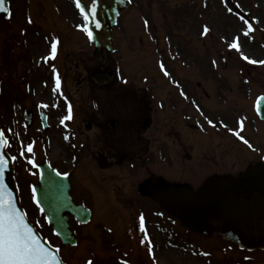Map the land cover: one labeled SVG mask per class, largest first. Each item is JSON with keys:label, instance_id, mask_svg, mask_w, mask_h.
Here are the masks:
<instances>
[{"label": "rangeland", "instance_id": "374dc122", "mask_svg": "<svg viewBox=\"0 0 264 264\" xmlns=\"http://www.w3.org/2000/svg\"><path fill=\"white\" fill-rule=\"evenodd\" d=\"M140 1L137 6L136 0L128 5L118 20L116 51L111 55L114 57L111 62L114 82L102 90L91 87L95 85L91 80V67H101L98 65L100 61L92 60L96 50L85 36L86 21L77 16L79 13L69 0H56V6L65 12L62 17L59 8L47 7L46 4L34 6L31 0H16L15 5L12 4L13 15L0 21V126L16 143L8 150L14 149L15 155L20 156V173L23 172L26 177V163L34 164V161L42 159L40 153L47 145L45 154L49 160L79 179L76 189L79 190V185L90 186V181H94L92 187L95 189L99 181H105L98 196L100 203L95 201L96 216L91 223L81 225L72 221L79 238L77 246H63L32 204L29 207L31 218L46 233L47 236H44L59 247L63 259L69 264H88L87 261L93 262L89 264H258L254 260L246 261L244 256L248 252L219 236L205 238L198 233H182V227L176 222L173 223L174 229L170 222L158 225L157 222H162L161 218H166L161 212L159 217L153 214L151 218L144 219L139 214L141 211L150 212L148 207L138 208L142 210L136 211L134 216L127 213L129 209L124 211L119 201L116 204L114 200H118L117 196L126 201L131 177L127 171H121L124 169L112 165L101 173L98 165L90 159L88 143L92 140L81 136L80 123L73 120V114L68 109L69 88L66 86L71 85L69 91L73 99H103L95 116L112 110L110 99L113 98L120 101L118 105L122 106L119 110L130 107V101H127L126 107L125 101H121L134 99H124L126 91L128 96L137 94L136 98L146 100L144 108L154 116H151V127L148 128V124L141 126L140 122L148 121L149 116H144L143 110L142 113L137 110L125 122L135 126L128 131L137 132L144 128L147 133L154 134L152 138L157 136L155 143L163 140L170 149V140L174 141L176 136L182 135L181 143L191 154L187 158L196 157L192 164L185 165V170L190 173L183 172L187 183L214 172L241 170L245 167L242 159L252 158L251 161H255L264 157V122L259 120L254 109L256 97L264 92V0H233L235 3L231 0H144L143 6ZM134 7L140 9L152 24L155 23L157 35L151 36L147 26L142 24L141 12ZM139 32L143 35V45L139 44L143 48L134 47L130 52L126 44L140 36ZM151 38L160 41V44L164 42L168 51L164 49V54H161L157 48L154 50L152 44L155 42ZM143 49L153 50L157 58L155 64L147 59L149 53L143 54ZM103 55L106 57L107 53ZM49 59L52 63L46 67L44 63ZM50 68H57L59 77L53 71L51 73ZM75 69L77 79L82 83L75 81ZM69 72L72 79L66 77ZM59 78L62 83L60 90ZM60 91L67 97L64 111L67 119L60 106ZM81 95L85 98H80ZM27 108L47 112L51 128L44 132L38 121L26 126ZM59 116L61 125L56 119ZM64 119L71 140L67 147L73 154L74 163L66 156L68 143L62 128ZM225 123L238 128L239 136L236 135L237 130L225 127ZM93 132L89 129L85 135ZM168 133H172L171 137ZM45 134L47 140L43 137ZM242 140L260 150L250 152ZM154 142L152 145L156 147ZM165 152H168L167 148ZM76 155L83 157L75 159ZM179 161L176 153L159 158V174L169 182L180 180ZM194 166L203 168L195 176L191 175ZM125 168L128 169L127 165ZM80 171L90 176L87 184ZM25 190L27 192L26 184ZM90 197L87 196L86 200ZM104 198L112 200L103 202ZM144 220L152 222L148 228ZM173 231L177 235L175 238L171 234ZM147 232H151L154 242L146 235ZM181 234L183 236L180 237ZM198 246L209 250L210 256L196 258ZM159 253L167 259H160ZM263 254L259 252L256 255L259 264H264L261 261L264 260Z\"/></svg>", "mask_w": 264, "mask_h": 264}, {"label": "water", "instance_id": "95a60500", "mask_svg": "<svg viewBox=\"0 0 264 264\" xmlns=\"http://www.w3.org/2000/svg\"><path fill=\"white\" fill-rule=\"evenodd\" d=\"M78 2L90 19L91 36L96 45L112 49L113 32L106 24L104 13H108L113 24L120 2ZM8 13L6 0H0V17ZM256 108L264 119V96L258 99ZM6 144L0 129V264H65L58 251L45 242L29 222L21 207ZM35 194L62 241L75 244L69 216L65 212L86 223L90 219V210L73 202L67 177L43 167ZM148 194L198 231L211 233L208 221L219 219V232L224 238L248 249L264 248V163L239 177L215 178L199 193L170 188Z\"/></svg>", "mask_w": 264, "mask_h": 264}, {"label": "flooded vegetation", "instance_id": "af4514ba", "mask_svg": "<svg viewBox=\"0 0 264 264\" xmlns=\"http://www.w3.org/2000/svg\"><path fill=\"white\" fill-rule=\"evenodd\" d=\"M123 135L125 136V140H126L128 138V136H130V133H124ZM137 137L138 136H136L134 139H137ZM103 139H104V141L100 144L102 146V148H100L99 154L96 155L95 152H92L90 155L93 157L92 159L94 161H96L97 163L101 164L102 161H106L105 159L109 158L112 153H116V152L120 153L121 155L127 154L128 156H132V155L136 156V155H139V153H140V151L137 153H134V154L128 153L129 149L123 148V147L121 149L113 148V150H111L110 149V141L107 140L105 137H103ZM179 148H180V146H179ZM56 167L59 168V170H61L63 172V169L61 167H59V166H56ZM75 176H77V175L75 174ZM69 177H70L72 184H73L74 183L73 180H75L76 177L74 178V175H70V174H69ZM82 177H86V174H83ZM17 179H18V183L22 187V196L21 197L24 198V201L25 202L34 201L33 191L31 190L32 193L30 192L31 193L30 194L28 191L26 192V190H25V184H26L27 190H28V185L30 186V188H32L34 186V184L30 185L34 181V179L29 175H26V177H25L24 175H22V172L18 173ZM81 190H82V193H80V188H79V190L76 189V192L73 193L75 200H79V197H78L79 195L80 196L86 195L85 187L81 186Z\"/></svg>", "mask_w": 264, "mask_h": 264}, {"label": "bare ground", "instance_id": "6f19581e", "mask_svg": "<svg viewBox=\"0 0 264 264\" xmlns=\"http://www.w3.org/2000/svg\"><path fill=\"white\" fill-rule=\"evenodd\" d=\"M179 255H180V256H183L182 254H179ZM159 257H160V259L162 258L163 261H165V260L167 259L166 256L161 255L160 253H159ZM174 257H175V256H174Z\"/></svg>", "mask_w": 264, "mask_h": 264}]
</instances>
